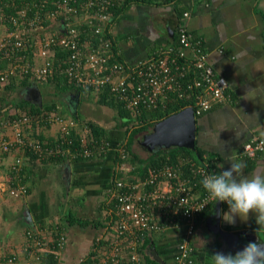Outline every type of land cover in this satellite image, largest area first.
Returning <instances> with one entry per match:
<instances>
[{
    "label": "crops",
    "instance_id": "0c3cea01",
    "mask_svg": "<svg viewBox=\"0 0 264 264\" xmlns=\"http://www.w3.org/2000/svg\"><path fill=\"white\" fill-rule=\"evenodd\" d=\"M57 1L50 0L48 11L56 8ZM1 6L0 17H3L4 8ZM109 11L114 18L102 25L104 28L102 36L95 35L90 30L92 28L90 20L94 24L99 22L96 12L95 15L92 14L93 16L87 11L80 12L77 22L78 28L84 32L82 37L86 43L95 46L99 44L100 38L112 42L110 49L112 62L136 65L155 57L162 49L172 48L178 54V51L182 50L181 30L185 29L192 37L195 48L185 49L186 58L192 60L195 56L194 51L202 49L207 53L208 64L214 68L215 73L226 78L227 93L231 96V101H225L209 113L196 117L195 147L190 148L195 152V159L185 161L199 168L202 159L214 158L221 172L230 167V160H234L243 164L244 176L264 175V153L256 158L238 156L243 146L253 138L264 139V0H120ZM0 20V33H3L0 35L1 40L9 31L3 25L5 19ZM46 26L47 29L43 32L46 37L60 35V31L64 30L62 21H50ZM57 54L58 51L54 50L49 60L56 59L58 64L62 63L64 59ZM26 56L38 67L44 65L46 61L40 57L39 50L35 47L31 52H27ZM7 68L9 64L5 62L0 71ZM186 72L184 85L200 74V70L189 63ZM30 80L29 87L17 91L18 96L15 97L18 101L21 99L27 101L26 94L29 88L39 89L43 96V110L49 111L47 106L55 105V109L49 112L75 117L88 125L92 123L102 128L110 137L111 149L103 158L58 163L36 162L29 154L21 151L7 155L6 167L18 156L24 155L30 160L28 169L31 191L12 207L5 204L7 201L4 191L0 190V264H8L5 259L8 256L22 255L25 242L22 234L29 227L23 224L13 231L10 226H16L13 224L15 220L23 221L24 214L27 219L29 213L32 226L51 224L47 231L50 236L55 225L63 224V231L66 230L68 239L66 248L60 254L59 264H82L85 260L90 262L92 255L94 257L91 264H94L98 249H101L97 241L95 245V239L103 232L107 223L105 215L110 214L113 208L108 201L109 195L116 189V179L123 177L116 174L118 158H115V153L118 147L130 138L131 131H120L118 125L125 127L122 119L115 109L100 102V92L96 94L83 88L80 92L70 91L55 96L52 84ZM7 84L0 85V89ZM136 85L134 82L133 87ZM172 97H175V101L171 102ZM179 100L184 101L177 95H172L162 103L166 106L168 101L177 104L180 103ZM10 107V102L0 107L1 119H14L12 115L18 112L31 117L36 115L20 108L15 109L17 111L14 113ZM161 121L163 120H155L154 126L146 130V135L152 133L153 128ZM32 127L35 129L34 136L39 140L50 141L57 134V127L38 129L35 122ZM9 135L11 132L0 129V142ZM133 146L134 144L131 148L132 153L145 161L157 151L176 148L150 150L146 147V151L144 150L146 158H141L133 150ZM197 151L202 153L201 158ZM133 160L131 155L127 162L130 169L138 165ZM182 161L184 159H180L178 164L170 165L181 167L180 170L185 176H191L189 168L182 166L184 165ZM151 171L152 169L148 170L146 177L139 179H147ZM5 173L4 167L1 174ZM131 173L132 171L127 174L132 179ZM73 202L78 206L73 207ZM216 211V206H213L196 219V231L189 241L194 247L197 264H212V255L215 253L234 255L239 251L242 242L229 245L218 235L216 229L219 227L227 232H247L256 235L260 242L264 243V227L260 228L256 223L255 214L250 213L246 220L236 217L235 223L229 224L221 217L218 219ZM221 211L227 212L228 206H223ZM72 217L85 219L87 223L71 224L68 219ZM185 238V231L176 229L155 236V246L159 249L160 258L168 260V263L172 262L179 244ZM147 249L146 254L151 257ZM19 259L22 262L18 261L15 264H23V256H19Z\"/></svg>",
    "mask_w": 264,
    "mask_h": 264
},
{
    "label": "built area",
    "instance_id": "2783aa9c",
    "mask_svg": "<svg viewBox=\"0 0 264 264\" xmlns=\"http://www.w3.org/2000/svg\"><path fill=\"white\" fill-rule=\"evenodd\" d=\"M119 1L58 0L56 8L52 11L47 9L43 15L41 11L48 8L50 2L43 0V4L39 5L41 11L33 18H25V10L20 12L23 22L20 23L18 18H9L12 26L3 24L9 34L0 40V56L3 55L8 60L9 68L0 71V85L7 84L11 79L24 77L49 83L60 73L93 93L109 92L136 119L143 111L157 110L163 100H168L172 95H177L184 102L187 100V108H193L196 117L210 112L225 101H231V96L227 93L226 78L215 73L214 68L208 64L207 53L202 49L195 50V56L191 60L200 74L188 80L186 85L183 84L187 78L188 65L185 49L194 48L192 37L185 29L181 30L182 50L178 54L172 48L162 49L155 57L136 65L112 62V42L109 40L100 38L98 46L83 41L84 32L78 28L77 22L79 13L87 11L90 12L89 15H95L96 12L99 22L94 24L90 20V30L95 35L102 36V25L114 18L109 9ZM50 21H62L64 32L60 31V35L51 37L43 35ZM33 34L36 38L34 42ZM31 44L34 46L30 47ZM33 47L39 50L40 57L46 59L44 65L38 67L26 56L28 48L32 50ZM58 49L65 51L68 56L55 67L54 62L49 59L50 54ZM17 54L19 55L16 56ZM134 82L137 83L136 87H133ZM20 113L11 120L0 118V129L11 132V135L0 142L1 191L11 189L25 173L27 158L23 155L15 157L7 165L8 172L1 174L2 168L6 167L7 155L14 151L28 153L34 161L42 163L57 158L94 160L103 158L111 149L110 143L98 145L94 137L90 139L92 132L89 125L78 119L46 110L32 117ZM33 122L38 129L57 127V134L50 141L39 140L34 136ZM263 153L264 139L256 137L243 146L238 156L256 158ZM115 154L118 158L116 174L123 177L116 179V189L109 195L108 201L113 204L112 211L108 213L111 217V231L106 242L100 246L101 249H98L94 264H147L141 252L146 240L164 235L171 229L184 230L186 238L179 244L169 264H197L194 247L189 241L196 231L197 217L213 206H228L224 202L208 199L201 183L205 175L220 173L217 160L202 159L199 168L187 162L191 176H185L181 167L165 165L152 169L147 179L130 183L131 181L126 180L129 179L127 173L134 170L127 165L131 155L123 146H119ZM22 193V189L11 191L15 197ZM59 226L55 225L51 235L57 234L53 247L60 259V254L67 245V235ZM48 241L45 237L33 238V243L28 245L31 250L26 256L25 264H40ZM100 242L98 239V245Z\"/></svg>",
    "mask_w": 264,
    "mask_h": 264
},
{
    "label": "trees",
    "instance_id": "16d2710c",
    "mask_svg": "<svg viewBox=\"0 0 264 264\" xmlns=\"http://www.w3.org/2000/svg\"><path fill=\"white\" fill-rule=\"evenodd\" d=\"M0 2L2 5V6L1 5L0 6L4 8L2 14L5 15V16L0 17V18L5 19L4 24H7L8 27L12 26L10 20H8L9 18H18L19 22L21 23V22H23L24 18L22 17V15H20V12L25 10L26 11V17L25 18L31 19L35 16L36 13L41 11V9H39V5L43 4V0H0ZM47 9L48 8H46L45 10H42L41 13L44 15L46 13ZM115 12L117 13V11H115ZM34 35L35 34L32 35L33 42L35 41ZM32 46H34V44H31L30 47H32ZM57 51L59 53L57 55L61 56L62 59L67 58L68 54L66 52L59 51V49ZM27 52H31V48H28ZM27 52H26V54H27ZM19 54H21V53H19ZM19 54H17L16 56H18ZM2 56L3 55L0 56V70L3 68V64L5 62H7V64H9L8 60H5L6 58H4ZM187 61H188V63L190 62L189 64L191 65L192 61L191 60H187ZM53 62H54L55 67H56L58 64L56 62V59ZM30 82H31V80L29 77H24L22 79H16L15 78V79L10 80L6 86H4L2 89H0V107H2L4 104L10 102V104H11L10 108H12L14 113H16V111H17L15 109H19V108L21 110L22 109L26 110V112H28L30 114L31 113H33V114L42 113L43 109H44L43 108L44 105L42 107H40L38 105L31 104V103L25 101L24 99H21V101H18V98L16 99V97L13 96V93H16L20 88L29 87L31 85ZM49 83L52 84V86H54L55 96H59V95H62L64 93H67L70 91L80 92L81 90H83V88L81 86H79L76 82L70 80L66 75L60 74V73H58L52 80H50ZM174 98L172 97L170 99L171 102L175 101ZM99 99H100L101 103H104V104L110 106L111 108H113L117 111L118 116L120 119H122L123 125L126 127L127 132H129L132 127L135 128V129L132 128L133 130L131 131V136L127 140V142L121 145L128 150V152L132 155V160L134 158L133 161L137 162V164H138L135 166L134 170H132V173H131L132 174L131 176H133L132 179L129 178L126 181H131L130 183H135V180H137L139 178L146 177L148 170L158 169V168H161L162 166H165V165L178 164L181 162V161L179 162L180 159H184V161H182L183 163H185L183 166L185 168H188V165L186 164L188 161H185V160L195 159V157H194L195 152H193L192 149H190V148H177L176 147V148L171 149V150H160V151H157L156 153L152 154V156L146 161L141 160L138 156L133 154L131 151L132 150L131 148H132V145L134 144L136 135L143 133L146 130H148L149 127L154 126L153 124H154L155 120L156 121L164 120V119L169 118L170 116H173L175 114H178V113L184 111L187 108V106L189 105L188 102H184L182 100H179L180 103L171 104V102L168 101V102H166V103H168V105H166V106H164V104L161 103L160 104L161 106L157 110L143 111L142 114L136 119L131 114V112L124 109L125 108L124 105L120 101H118L116 98H114L109 92H106V91L101 92L99 95ZM53 109H55V105L47 106V110L51 111ZM12 116L15 117V115H12ZM201 116H203V115H201ZM201 116L199 115L197 117H201ZM89 126H90V129H92L91 130L92 134L89 135L90 139L94 137L96 140V143L98 145H104L106 143H109L110 137H109L107 131L103 130L102 128H100V127H98L92 123H90ZM74 139H76V137H74ZM77 139H78L77 141L79 142L78 137H77ZM197 155L200 158L202 157L201 156L202 153L199 151H197ZM116 157L117 156H115V158ZM81 160L82 159H79L76 161H81ZM65 161H71V160L69 158H57V159H53V160L47 161V162L48 163H51V162L52 163H54V162L58 163V162H65ZM26 162H27V165L24 169L25 173L22 174V176L24 178L20 177L19 180H17L12 185L11 189L4 192V195L6 197L5 200L7 201L5 204H7V205L9 204L12 207L15 205L16 202H20V200H23V198L25 196H28L30 194V191H31V186H29V177L30 176H29V169H28L29 165H30V160L27 158ZM2 170H3V168H2ZM5 172H8L7 167H5ZM18 189H22L23 193L20 194L18 197L13 196L11 194V191L18 190ZM7 205H6V207H7ZM111 206H113V204H111ZM105 216H106L105 218L107 220V223L104 226L103 232L95 239V245L97 244L96 241L98 239H100L101 242H100L99 246H103V244L106 242V237L109 235V233L111 231V228L109 226L111 217L107 214ZM25 217H26V215L24 214L23 221H21V220L16 221L15 220V222L13 224H15L16 226H14V225L12 227L10 226L11 230H13V231H15L18 227L23 226V224L25 226L29 227L22 234V237H24V241H25V242H23L24 246L22 248L23 249L22 255L8 256L5 258L6 262L8 264H15L18 261L22 262V260L19 259V256H23V264H25L26 256L28 255V253L31 250L28 245L33 243V238H44L45 237L47 240H49L48 241L49 244L47 245L46 249L44 250V253H43L44 255H43V258H42L40 264H59L60 259L57 258V252L53 247L54 243L57 239L56 238L57 234L54 233V235L50 236L47 232L49 230V228L51 227V224L47 225V226H46V224H41V225H37V226L35 224H33L34 226H32V223H29V221H28V219H30L31 216H29V217L27 216V219ZM68 221H69V223H71V222L73 224L80 223L82 225L84 223H87V220H85V219L82 220L81 218H77V217H72V218L68 219ZM59 225H60L59 228H61V229L64 228L63 224L62 225L59 224ZM11 235H13V233ZM153 237H155V236H153ZM67 239H68V237H67ZM155 243H156V241L154 238H152L150 240L148 238L146 240L145 245L143 246L144 248L141 249V252L144 254V256L148 262L147 264H162V263L157 262L156 260H153L151 257H149L146 254V249L149 248L150 245H152L156 249L157 253L159 254V249L157 246H155ZM94 251H97V249H94ZM92 254H94L93 251H92ZM90 256H91V254H90ZM93 257L94 256L92 255V257L90 258V262L85 260L82 262V264L86 263V262H89L88 264H91V262H93ZM164 262H165V264H169L168 260H166Z\"/></svg>",
    "mask_w": 264,
    "mask_h": 264
},
{
    "label": "clouds",
    "instance_id": "9594fccd",
    "mask_svg": "<svg viewBox=\"0 0 264 264\" xmlns=\"http://www.w3.org/2000/svg\"><path fill=\"white\" fill-rule=\"evenodd\" d=\"M230 167L219 174L205 175L201 183L214 202H224L228 211L219 213L229 224L235 218L246 220L255 214L256 223L264 227V175H243V164L230 160ZM212 264H264V243L249 242L242 251L233 254L215 253Z\"/></svg>",
    "mask_w": 264,
    "mask_h": 264
},
{
    "label": "water",
    "instance_id": "95a60500",
    "mask_svg": "<svg viewBox=\"0 0 264 264\" xmlns=\"http://www.w3.org/2000/svg\"><path fill=\"white\" fill-rule=\"evenodd\" d=\"M26 98L28 102H31L34 105H38L40 107L43 106V96L40 90L37 88H29L27 90ZM195 137L196 116L193 108H187L184 111L170 116L169 118L156 124V126L153 128V132L145 137L144 145L148 146L151 144L154 149H171L173 147L194 148ZM216 209V216L219 219V213L222 210V206L219 204L216 206ZM28 215L30 216V214ZM28 220L30 221L31 218ZM216 231L218 232V235H220L221 238L229 245H236L239 242H242L239 247V251H242L249 242H260V238H258V236L247 232H227L221 227L217 228ZM147 251L153 260L165 264L154 247H149Z\"/></svg>",
    "mask_w": 264,
    "mask_h": 264
},
{
    "label": "rangeland",
    "instance_id": "374dc122",
    "mask_svg": "<svg viewBox=\"0 0 264 264\" xmlns=\"http://www.w3.org/2000/svg\"><path fill=\"white\" fill-rule=\"evenodd\" d=\"M0 23H1V20H0ZM1 27V26H0ZM3 33H0V35H2ZM9 83V82H8ZM13 96H18V93L16 92V93H13ZM118 127H119V129H120V131H123V132H125V130H126V127H121V126H119L118 125ZM130 127V126H129ZM133 129H135L134 127H132ZM130 129V131H132L133 129ZM138 128V127H137ZM146 135V131L145 132H143V133H140V134H138V135H136V140H135V143H134V146H133V150L141 157V158H146V152L139 146V142L143 139V137ZM72 205H73V207H75V206H78V205H76V203L75 202H73L72 203ZM86 207V206H85ZM82 208V207H81ZM81 217V216H80Z\"/></svg>",
    "mask_w": 264,
    "mask_h": 264
},
{
    "label": "flooded vegetation",
    "instance_id": "af4514ba",
    "mask_svg": "<svg viewBox=\"0 0 264 264\" xmlns=\"http://www.w3.org/2000/svg\"><path fill=\"white\" fill-rule=\"evenodd\" d=\"M147 135H145L144 137H143V139L139 142V146L143 149V150H145L146 151V147L147 148H151L150 150H155L152 146H151V144H149L148 146H145L144 145V143H145V137H146ZM156 149H159V148H156Z\"/></svg>",
    "mask_w": 264,
    "mask_h": 264
}]
</instances>
